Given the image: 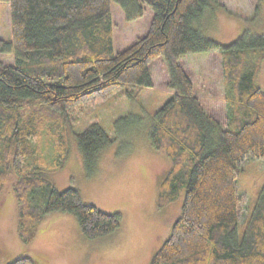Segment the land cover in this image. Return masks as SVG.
<instances>
[{"label": "trees", "instance_id": "1", "mask_svg": "<svg viewBox=\"0 0 264 264\" xmlns=\"http://www.w3.org/2000/svg\"><path fill=\"white\" fill-rule=\"evenodd\" d=\"M1 1V0H0ZM10 31L0 34V195L11 173L18 204V235L25 245L51 213H73L90 239L104 237L122 213L104 211L78 188L58 189L46 174L69 159L67 131L90 103L121 88L133 100L153 86L150 63L164 56L172 97L153 114L148 138L172 166L159 183L158 205L185 189L171 235L149 264H264V185L240 234L248 193L238 174L248 159L264 157V33L247 28L230 44L207 36L196 22L219 0H116L126 20L154 9L147 33L115 51L112 0H3ZM257 0L256 14L260 10ZM9 38H8V37ZM221 51L223 118L196 95L191 73L179 61L187 52ZM12 55L10 61L2 59ZM127 116H123V120ZM88 176L115 138L99 121L75 133ZM54 146L45 155L44 141ZM8 264H38L21 255Z\"/></svg>", "mask_w": 264, "mask_h": 264}, {"label": "rangeland", "instance_id": "2", "mask_svg": "<svg viewBox=\"0 0 264 264\" xmlns=\"http://www.w3.org/2000/svg\"><path fill=\"white\" fill-rule=\"evenodd\" d=\"M257 0H219L222 5L210 6L196 24L217 41L230 44L247 28L264 33V0L256 14ZM141 18L126 20L125 11L112 0L115 51L127 47L147 33L154 9L144 4ZM10 5L0 1V32L9 33ZM8 37V36H7ZM9 38V37H8ZM12 62L13 54L2 57ZM191 73L196 95L204 105L223 118L225 82L223 80L220 50L187 52L179 59ZM153 86L145 87L140 96L131 100L121 88L107 101L90 103L75 116L67 131L70 156L65 166L48 172L58 189L75 187L85 201L100 209L122 213V222L104 237L90 239L79 227L76 216L67 212L51 213L38 230V236L25 245L18 235V204L13 186L16 174L0 195V264H8L21 255L33 256L38 264H149L155 253L172 233V225L182 212L185 189L171 203L159 206L160 182L172 166L171 158L157 151L148 138L153 114L172 97L173 90L166 84L167 63L164 56L150 63ZM257 81L264 89V62ZM127 116L123 120L121 117ZM92 121H99L106 132L115 138L113 146L105 150L97 162L93 176H88L76 144L75 133ZM45 155H51L54 146L43 142ZM238 174L239 190L248 193L245 218L239 223L240 234L249 213L254 208L259 189L264 185V157L248 159Z\"/></svg>", "mask_w": 264, "mask_h": 264}, {"label": "crops", "instance_id": "3", "mask_svg": "<svg viewBox=\"0 0 264 264\" xmlns=\"http://www.w3.org/2000/svg\"><path fill=\"white\" fill-rule=\"evenodd\" d=\"M9 28H10V27H9ZM9 31H10V29H9ZM0 34H3V33L0 32Z\"/></svg>", "mask_w": 264, "mask_h": 264}]
</instances>
